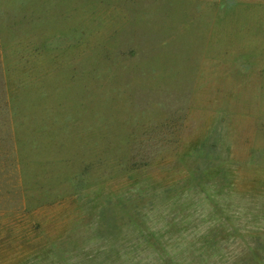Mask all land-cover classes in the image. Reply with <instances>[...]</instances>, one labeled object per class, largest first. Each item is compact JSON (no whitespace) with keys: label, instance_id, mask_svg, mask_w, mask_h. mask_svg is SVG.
Returning <instances> with one entry per match:
<instances>
[{"label":"rangeland","instance_id":"374dc122","mask_svg":"<svg viewBox=\"0 0 264 264\" xmlns=\"http://www.w3.org/2000/svg\"><path fill=\"white\" fill-rule=\"evenodd\" d=\"M0 264H264V0H0Z\"/></svg>","mask_w":264,"mask_h":264}]
</instances>
